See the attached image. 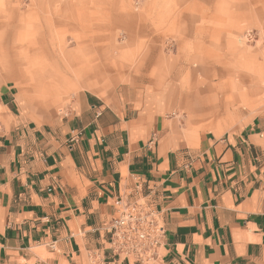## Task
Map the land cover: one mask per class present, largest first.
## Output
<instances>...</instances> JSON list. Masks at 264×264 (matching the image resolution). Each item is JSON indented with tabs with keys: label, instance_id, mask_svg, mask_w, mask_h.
<instances>
[{
	"label": "crops",
	"instance_id": "0c3cea01",
	"mask_svg": "<svg viewBox=\"0 0 264 264\" xmlns=\"http://www.w3.org/2000/svg\"><path fill=\"white\" fill-rule=\"evenodd\" d=\"M69 73L59 81L94 79ZM193 75L168 85L181 78L169 69L137 93L86 90L49 116L4 86L0 264H89L88 251L137 264L106 250L105 229L120 201L139 200L165 224L156 264H264V105L249 101L237 125L215 131L202 118L213 97L200 98Z\"/></svg>",
	"mask_w": 264,
	"mask_h": 264
},
{
	"label": "rangeland",
	"instance_id": "374dc122",
	"mask_svg": "<svg viewBox=\"0 0 264 264\" xmlns=\"http://www.w3.org/2000/svg\"><path fill=\"white\" fill-rule=\"evenodd\" d=\"M73 66L94 79L60 82ZM173 68L180 79L166 78ZM191 72L200 98L213 97L202 118L215 131L237 125L249 101L264 105V0H0V94L18 86L41 115L86 90L179 86Z\"/></svg>",
	"mask_w": 264,
	"mask_h": 264
},
{
	"label": "built area",
	"instance_id": "2783aa9c",
	"mask_svg": "<svg viewBox=\"0 0 264 264\" xmlns=\"http://www.w3.org/2000/svg\"><path fill=\"white\" fill-rule=\"evenodd\" d=\"M253 40V32L246 34ZM107 248L116 258L132 260L137 264H156L162 255L166 228L160 214L139 200L135 203L120 201L116 215L106 226ZM89 264H111L101 251H88Z\"/></svg>",
	"mask_w": 264,
	"mask_h": 264
},
{
	"label": "bare ground",
	"instance_id": "6f19581e",
	"mask_svg": "<svg viewBox=\"0 0 264 264\" xmlns=\"http://www.w3.org/2000/svg\"><path fill=\"white\" fill-rule=\"evenodd\" d=\"M74 74V73H73ZM68 78V77H67ZM176 98V97H175Z\"/></svg>",
	"mask_w": 264,
	"mask_h": 264
}]
</instances>
